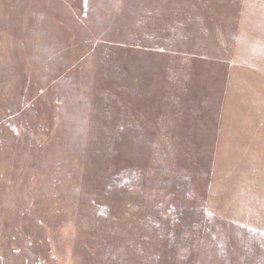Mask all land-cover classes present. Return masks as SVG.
<instances>
[{
    "label": "rangeland",
    "instance_id": "374dc122",
    "mask_svg": "<svg viewBox=\"0 0 264 264\" xmlns=\"http://www.w3.org/2000/svg\"><path fill=\"white\" fill-rule=\"evenodd\" d=\"M250 107L264 0H0V264H264Z\"/></svg>",
    "mask_w": 264,
    "mask_h": 264
},
{
    "label": "crops",
    "instance_id": "0c3cea01",
    "mask_svg": "<svg viewBox=\"0 0 264 264\" xmlns=\"http://www.w3.org/2000/svg\"><path fill=\"white\" fill-rule=\"evenodd\" d=\"M241 110L242 113L237 109L234 116L238 117L235 120L229 115V121H224L223 131L220 134V143L225 147L226 152L233 147L235 153L238 151L244 156L257 155L255 160L257 161L259 160V155L264 156V121L255 122L252 120L253 107ZM252 159L243 158L244 161Z\"/></svg>",
    "mask_w": 264,
    "mask_h": 264
}]
</instances>
